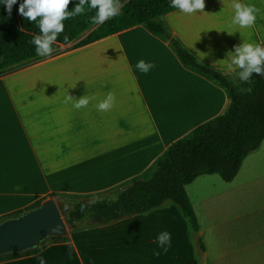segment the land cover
<instances>
[{
  "label": "crops",
  "instance_id": "0c3cea01",
  "mask_svg": "<svg viewBox=\"0 0 264 264\" xmlns=\"http://www.w3.org/2000/svg\"><path fill=\"white\" fill-rule=\"evenodd\" d=\"M235 3L260 10L251 27L232 23ZM164 19L201 62L226 75L244 68L233 63L237 48L264 47V0H205L203 10H176ZM78 41L0 77L21 73L23 80L0 83V217L50 194H93L143 177L174 141L230 104L224 88L186 68L142 25L75 47ZM140 60L154 67L141 72ZM109 95L111 107L99 110ZM83 97L88 104L74 108ZM263 146L249 153L233 181L201 175L186 187L207 264H247L259 246L251 257L264 256V163L257 156ZM170 203L105 225L73 226L65 240L0 264H40V257L45 264H202L189 219ZM165 231L167 252V242L157 240Z\"/></svg>",
  "mask_w": 264,
  "mask_h": 264
},
{
  "label": "trees",
  "instance_id": "16d2710c",
  "mask_svg": "<svg viewBox=\"0 0 264 264\" xmlns=\"http://www.w3.org/2000/svg\"><path fill=\"white\" fill-rule=\"evenodd\" d=\"M22 2L17 0L13 5L11 16L6 6H0V76L52 57L62 45L79 40L75 47H81L142 25L168 42L186 68L227 91L230 104L225 112L174 141L155 161L148 177L136 176L119 186L93 194L60 193L56 201L69 227L81 222L91 226L109 224L171 201L189 219L194 231H198L187 185L201 175L212 174H218L225 182L233 181L249 153L257 150L264 141V61L260 65L262 71H253L246 79L242 76L246 66L233 75H226L201 62L165 22V15L178 10L171 0H117L119 14L101 23H93L97 9L90 8L86 0L85 11L62 21L64 29L52 44L54 50L46 57H40L36 55L37 45L32 41L44 35L38 24L41 17L35 21L24 18L18 12ZM79 3L80 0H70L66 11H73ZM113 194H116L115 199ZM41 203L42 199L37 200L25 209L2 216L0 221L19 216ZM53 239L65 240L66 237ZM38 250L0 256V261L32 255Z\"/></svg>",
  "mask_w": 264,
  "mask_h": 264
},
{
  "label": "clouds",
  "instance_id": "9594fccd",
  "mask_svg": "<svg viewBox=\"0 0 264 264\" xmlns=\"http://www.w3.org/2000/svg\"><path fill=\"white\" fill-rule=\"evenodd\" d=\"M86 0H80V3L73 11H66L70 0H23L19 4L18 12L24 18L35 21L37 17H41L38 21L43 37L37 36L33 39V43L37 45L36 55L46 57L48 53L52 52L53 42L56 40L58 33L64 29L62 21L70 16H75L77 13L85 11L84 4ZM90 8H96L97 14L93 18V23H101L104 20L118 15L119 4L117 0H88ZM172 5L183 13H193L196 10H203L205 7V0H171ZM17 0H0V6H6V10L11 16L13 5ZM235 8V16L232 19L233 24H238L240 27H251L256 21V13L260 10L254 6H244L240 3L233 5ZM67 40V37H65ZM237 53L233 58V63L240 67H245L246 70L242 73L243 78H247L253 71L259 73L261 62L264 61V48L259 44L253 46L251 43H246L243 47L237 48ZM137 69L141 72L147 73L152 67L151 63H145L140 60L136 64ZM113 97L107 96L105 101L99 103L98 109L106 111L111 107ZM72 101L70 96H66L64 102ZM88 104V99L83 97L73 104L74 108H82ZM157 240L162 245L167 242V247L163 250L168 251L171 247V235L167 231L160 233ZM40 264H45V260L40 257Z\"/></svg>",
  "mask_w": 264,
  "mask_h": 264
},
{
  "label": "water",
  "instance_id": "95a60500",
  "mask_svg": "<svg viewBox=\"0 0 264 264\" xmlns=\"http://www.w3.org/2000/svg\"><path fill=\"white\" fill-rule=\"evenodd\" d=\"M67 235L68 226L56 201L50 198L19 216L0 221V256L22 254L39 248L49 238ZM193 240L202 264H207L199 230Z\"/></svg>",
  "mask_w": 264,
  "mask_h": 264
},
{
  "label": "rangeland",
  "instance_id": "374dc122",
  "mask_svg": "<svg viewBox=\"0 0 264 264\" xmlns=\"http://www.w3.org/2000/svg\"><path fill=\"white\" fill-rule=\"evenodd\" d=\"M62 50L61 49H59V51H58V53H60ZM58 53H56V54H58ZM49 66H51L49 63L48 64H45V65H42V66H40V67H37V68H34V71H39V70H42V69H44L45 67H49ZM19 69H21V68H19ZM16 70H18V69H16ZM16 70H14V71H16ZM13 72V71H12ZM11 73V72H10ZM6 75V74H5ZM3 76V75H2ZM1 77V76H0ZM23 80H22V74L21 73H19V74H16L15 76H13L12 78H9V79H7L6 81H0V83H6V82H13V83H20V82H22ZM263 148V150H262V153L261 154H259V155H257V156H260L261 158H262V162L264 163V146L262 147ZM150 173L151 172H148L146 175H144L143 177H148L149 175H150ZM196 190V189H195ZM58 194H60V193H54V194H50V195H48V196H45L44 198H42V202H44L45 200H47V199H50V198H52V199H54L55 201H58L59 200V197H58ZM112 198L113 199H115L116 198V194H113L112 195ZM170 204H173V206H174V208L175 209H178V210H180L174 203H170ZM231 208H236V206H232ZM2 217V216H1ZM0 217V218H1ZM87 225H89L87 222H81V223H77L74 227H75V229H76V227H78V228H80V227H85V226H87ZM71 229V226L69 227L68 226V232H69V230ZM254 236V238L256 239L258 236L259 237H261V235H253ZM51 241H54V239L53 238H49V239H47V240H45L44 241V243H47V242H51ZM43 243V244H44ZM40 248V247H39ZM257 249H263V246H259L258 248H252L251 250H250V252H249V254H248V256H247V258H248V261H247V264H263V263H261L263 260H264V256H262V258H261V262H257V261H254L253 259H252V257H251V252L253 251V253H255L256 251H258ZM22 256V255H21ZM2 261V260H1ZM235 264H241V262L240 261H237V262H235Z\"/></svg>",
  "mask_w": 264,
  "mask_h": 264
}]
</instances>
